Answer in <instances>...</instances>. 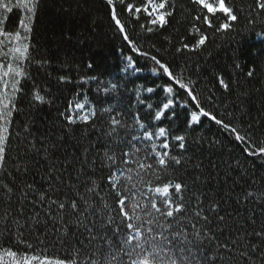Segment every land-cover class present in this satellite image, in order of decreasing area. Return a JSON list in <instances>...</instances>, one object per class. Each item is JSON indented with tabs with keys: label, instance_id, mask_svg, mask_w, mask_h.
<instances>
[{
	"label": "snow or ice",
	"instance_id": "6c2138e0",
	"mask_svg": "<svg viewBox=\"0 0 264 264\" xmlns=\"http://www.w3.org/2000/svg\"><path fill=\"white\" fill-rule=\"evenodd\" d=\"M48 3L0 0V264H264V101L253 116L246 86L264 51L248 67L236 57L235 80L213 73L207 95L193 80L218 38H264V0H187L189 27L165 50L172 61L141 41L171 25L176 0H103L131 53L120 69L137 78L131 90L92 60L77 78L72 60L41 50L34 33ZM134 56L151 83H137ZM218 93L238 103L218 105ZM45 108L55 117L38 119ZM205 122L223 139L200 133ZM229 144L238 154H225Z\"/></svg>",
	"mask_w": 264,
	"mask_h": 264
},
{
	"label": "trees",
	"instance_id": "16d2710c",
	"mask_svg": "<svg viewBox=\"0 0 264 264\" xmlns=\"http://www.w3.org/2000/svg\"><path fill=\"white\" fill-rule=\"evenodd\" d=\"M250 0H234V3L239 7L241 4L246 6ZM187 4V0H176V15L172 20L171 25L162 31V34H154L148 40H142L141 43L145 49H151L152 45H156L161 49L157 54L166 60H173V56L165 51L172 47L169 45L168 39L175 40L176 38L184 35L189 27L185 20V16L181 13L180 9ZM63 8V11L61 10ZM10 25L17 23V15L13 14L10 17ZM242 27V24H241ZM69 35L71 38L69 39ZM34 39L40 46L43 52H46L54 59L60 60L70 59L72 64V75L79 78L81 73L76 71L82 62L92 60L99 70L106 73V79L119 81L122 86L127 84L129 90L132 89L130 80H136L135 76L125 77L120 71L123 67L124 54H131L125 47L124 53L120 51L123 46L122 39L116 34L113 26L110 24L109 19L105 13L103 0H49L45 12L39 18L34 33ZM153 51H155L153 49ZM253 51H264V38L258 37L255 32H233L227 38L217 39L212 44L208 52L210 56H205L201 62V68L204 70L200 73L199 77L193 76V80L199 79L200 85L197 92L207 95L204 91L205 88H211L209 83L211 75L217 71L223 72L226 76L236 79V72L232 65L236 57L244 67L251 66L249 62L256 61V57L252 55ZM134 55V54H133ZM192 55V60L189 61V67L197 59L195 54ZM187 59V54L186 57ZM139 67L143 68V73L140 74L137 83L147 80L149 83L155 80L151 76L150 65L147 64L142 58L135 57ZM180 65L177 72L184 71L185 75L188 72L184 70V61L176 59L173 66ZM87 71V69H84ZM244 83V81H241ZM247 87L252 91V97L249 101V108L253 116H256L261 109L262 101H264V65L258 67V74L255 79L247 82ZM87 87V86H83ZM70 93L64 91L61 93V99L57 102L58 107H63V97L68 96ZM129 93H125L127 95ZM91 98L96 100L97 97L94 92ZM217 104L220 102L232 103L236 101V97L226 99L218 93ZM238 103V101H236ZM209 110H212L209 107ZM217 112L223 113L224 109L218 107ZM46 115L55 117V109L49 110L45 108L43 112L37 114L38 119H44ZM199 132L205 136H217L223 139L217 127L212 126L205 122L204 127L199 129ZM227 144V140H225ZM228 151L239 152V149L234 148L233 145H228L225 149V154ZM251 166V165H250Z\"/></svg>",
	"mask_w": 264,
	"mask_h": 264
}]
</instances>
